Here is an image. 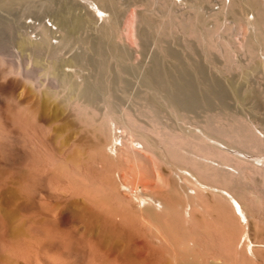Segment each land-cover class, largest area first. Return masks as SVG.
Wrapping results in <instances>:
<instances>
[{
  "label": "bare ground",
  "instance_id": "bare-ground-1",
  "mask_svg": "<svg viewBox=\"0 0 264 264\" xmlns=\"http://www.w3.org/2000/svg\"><path fill=\"white\" fill-rule=\"evenodd\" d=\"M256 2L242 29L264 26ZM81 24L0 19V264H95L96 253L113 264H264V135L238 115L210 122L211 105L208 122L193 123L194 103L166 90L160 104L163 84L132 91L100 60L67 56ZM18 85L25 97H13ZM85 140L97 147L89 156Z\"/></svg>",
  "mask_w": 264,
  "mask_h": 264
},
{
  "label": "rangeland",
  "instance_id": "rangeland-1",
  "mask_svg": "<svg viewBox=\"0 0 264 264\" xmlns=\"http://www.w3.org/2000/svg\"><path fill=\"white\" fill-rule=\"evenodd\" d=\"M18 1L12 4V8L0 10L2 23L10 26H50L56 18L62 17L72 26L81 21L80 31L69 42L70 48H66L67 56L82 52L80 56L85 59L100 60L104 71L107 69L112 76L126 80L132 91L147 87L149 89L146 91L151 92L153 85L159 91V87L162 90L160 84H163L165 90H160L163 93L159 94L162 95L159 96L162 100L158 98L160 104L164 101H181L184 105L181 102L176 104L188 109L191 105L189 102L194 103V111L188 113L194 118L193 123L205 124L212 113L210 118L217 116L215 120L218 118L219 121L213 118L209 121L226 126L229 120L231 123L238 115L235 120L244 118L241 121H248L246 123H250L259 135H264V26H259L261 29L256 25L257 28L253 27L254 24H246L244 27L251 29L247 28L248 31L241 28L245 18L254 19L252 14L257 10L256 0H107L108 8L99 0ZM100 5L105 8L100 9ZM129 20L134 22L133 28L127 29ZM253 28L257 29L255 35L259 33L261 37L253 36ZM241 29L246 32L243 34ZM258 29L261 30L257 32ZM77 37L82 42H78ZM37 53L43 54L41 51ZM112 53L113 57L110 56ZM145 78L147 82L150 80L148 83L152 82L151 87L147 82L145 87L142 86ZM122 85L120 82L115 84L117 88ZM16 89L12 91L13 97L19 94L25 97L28 93L22 85L16 86ZM166 93L167 98L164 97ZM195 103L197 107L201 106V110ZM209 105L215 112L211 111ZM204 108L207 109L206 113ZM161 114L165 118L170 117L162 109ZM87 136L85 133V138ZM87 141L83 153L89 156L90 151L97 147L92 148ZM86 158L91 170L99 169L97 165H90L89 157ZM207 222L213 224L214 221L208 219ZM99 254L102 255L96 253L95 257H91L95 264L114 263L111 258Z\"/></svg>",
  "mask_w": 264,
  "mask_h": 264
}]
</instances>
